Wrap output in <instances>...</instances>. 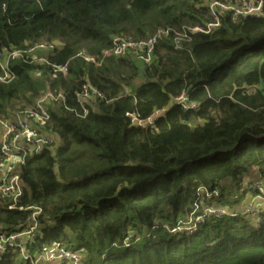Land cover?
Listing matches in <instances>:
<instances>
[{
  "label": "trees",
  "instance_id": "trees-1",
  "mask_svg": "<svg viewBox=\"0 0 264 264\" xmlns=\"http://www.w3.org/2000/svg\"><path fill=\"white\" fill-rule=\"evenodd\" d=\"M211 22L200 0H0V53L53 45L8 64L0 113L46 92L65 99L48 105L45 128L60 145L17 169L19 205L42 210L26 245L32 258L58 241L83 264H264V208L245 215L241 205L254 194L252 171L264 176V0L261 17L227 13L204 33ZM161 29L172 32L150 63L77 57ZM175 32L188 36L179 49ZM52 64L67 70L52 73ZM83 85L90 96L80 100ZM182 93L196 110L174 102ZM160 109L152 129L126 116ZM210 206L224 214L206 215ZM29 213L0 198V233L19 232ZM191 216L200 222L189 230ZM0 264L36 263L8 250Z\"/></svg>",
  "mask_w": 264,
  "mask_h": 264
},
{
  "label": "built area",
  "instance_id": "built-area-1",
  "mask_svg": "<svg viewBox=\"0 0 264 264\" xmlns=\"http://www.w3.org/2000/svg\"><path fill=\"white\" fill-rule=\"evenodd\" d=\"M206 4L212 22L209 23L204 33L219 25L221 17L229 14L232 20L245 19L248 17L258 18L263 14V0H200ZM200 31L194 27L192 32ZM170 29L158 30L153 36L143 40H133L127 37H114L111 46L100 51L99 56L88 55L84 50L77 53V57L82 58L86 63L99 66L107 58H124L128 55L134 56L139 62L150 63L152 54L159 40L168 37ZM176 42L175 49H179L180 41H187L185 33H174ZM52 44L39 43L24 50L9 51L0 53V68L4 72L0 81H5L9 77L8 64L18 59H24L31 54L33 56L39 50L52 49ZM34 58V57H33ZM52 73H65L67 64L50 66ZM89 87L83 85L79 99L90 96ZM96 93V91H94ZM129 93L131 91L129 90ZM97 94V93H96ZM127 94V93H126ZM100 96V94H97ZM64 96L60 92L58 95L46 92L41 98L30 107L21 111L4 114L0 113V198L5 200L8 210L30 211L27 220L22 225L19 232L12 234L0 233V257L8 250H15L23 260H31L40 264H83V256L79 252L67 250L58 241L42 246L32 258L28 253L26 245L30 239L36 236L38 231V218L42 210L38 207L24 208L19 205L22 197V182L17 169L22 165L26 157L38 155L45 149H53L57 138L46 132L48 121V105L64 101ZM176 103L181 104L184 110H196L197 105L190 103L184 93L175 99ZM166 109H160L145 120H140L134 114H126L130 119V124L141 129H152L156 120L165 113ZM249 188L254 190L257 195L256 200H264V184L260 181L251 182ZM217 196L214 191L212 196ZM260 208V206L258 207ZM257 204L252 201L244 211L245 215L255 214Z\"/></svg>",
  "mask_w": 264,
  "mask_h": 264
},
{
  "label": "rangeland",
  "instance_id": "rangeland-1",
  "mask_svg": "<svg viewBox=\"0 0 264 264\" xmlns=\"http://www.w3.org/2000/svg\"><path fill=\"white\" fill-rule=\"evenodd\" d=\"M35 56V55H34ZM42 57V56H40ZM40 57H37V55L35 56V58H40ZM140 68L142 69V66L140 65ZM143 81V79H141ZM141 81V82H142ZM58 142V141H57ZM58 145H60V142H58ZM252 176V175H251ZM251 182H256V181H260L264 184V176H259L258 174L255 173V171L253 172V176L251 177V180H249ZM215 198L218 196H215L213 195ZM256 194H252L250 192L248 193H245V198L246 200L242 199L241 201V205L242 207L244 208V211L247 209L248 205L251 204L252 201H254L256 204H257V208L260 206V208L256 209L257 211L258 210H261V208H264V200H256ZM242 208V209H243ZM224 209L220 208V207H216V206H210V207H206L203 209V212L206 214V215H213V216H216V217H220L224 214ZM246 212V211H245ZM248 218H251V217H248ZM252 219V218H251ZM253 221V219L251 220ZM256 221V220H254ZM200 222V216H197L194 218V216H191L190 219H189V222H188V225H187V229L191 230V228H188L192 223L195 224V223H199ZM186 227V226H185ZM183 228L180 227L179 230H182ZM194 230H192L193 232ZM67 264V263H66Z\"/></svg>",
  "mask_w": 264,
  "mask_h": 264
},
{
  "label": "crops",
  "instance_id": "crops-1",
  "mask_svg": "<svg viewBox=\"0 0 264 264\" xmlns=\"http://www.w3.org/2000/svg\"><path fill=\"white\" fill-rule=\"evenodd\" d=\"M253 172H254V171H252V173H251L252 176H253ZM252 176H251V177H252ZM251 177H250V179H248V180H251ZM244 200H246L245 196H244Z\"/></svg>",
  "mask_w": 264,
  "mask_h": 264
}]
</instances>
